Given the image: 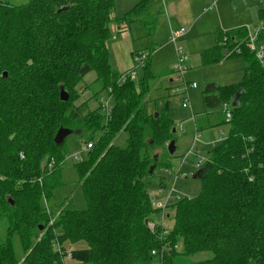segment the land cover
<instances>
[{
    "label": "trees",
    "instance_id": "16d2710c",
    "mask_svg": "<svg viewBox=\"0 0 264 264\" xmlns=\"http://www.w3.org/2000/svg\"><path fill=\"white\" fill-rule=\"evenodd\" d=\"M148 2L138 0L122 19L146 18ZM114 5L115 0H28L16 6L0 0V218L7 225L0 264H64L65 242L86 245L70 252L77 264H264V58L258 61L247 49L245 28L224 34L202 53L204 64L220 62L224 50L227 58H241L243 76L205 97L231 105V119H223L227 135L210 145L196 174L188 176L200 181L199 194L168 205L172 225L157 239L159 233L144 224L158 213L148 189L156 172L167 168L152 151L173 140V121L164 113L167 105L157 118L145 109L154 78L149 57L139 81L118 83L107 48ZM258 20L264 21V8ZM257 41L264 42V31ZM90 72L99 92L111 98L108 120L100 100L83 117L74 107L76 86ZM61 88L66 102L59 99ZM60 129L92 144L75 164L84 210L52 212L47 204L65 159L64 141L54 143ZM119 134L123 146L114 144ZM14 235L23 252L20 262ZM164 243L171 251L158 263L151 251ZM202 253L211 257L188 261Z\"/></svg>",
    "mask_w": 264,
    "mask_h": 264
},
{
    "label": "rangeland",
    "instance_id": "374dc122",
    "mask_svg": "<svg viewBox=\"0 0 264 264\" xmlns=\"http://www.w3.org/2000/svg\"><path fill=\"white\" fill-rule=\"evenodd\" d=\"M2 1L16 6L28 2V0ZM137 1L138 0H115L111 17L113 20L116 19L117 21L112 20L110 24L111 40L107 42V45L111 43L118 44L119 42L123 44L121 57H119L120 61L118 62L120 64L117 67L126 70L131 66L128 71L135 68V82L142 78L143 66L140 67L137 63H134L133 58L131 62L130 52L133 49L136 53L145 54L149 57V67L154 78L150 81L151 91L145 98V109L149 114H155L161 112L167 105V110L164 111V113L173 121L175 131L171 133L172 139L175 142L174 153L172 155L168 153L167 144L152 151V155L158 158L161 166L167 168V170L162 169L161 171H157L150 181L148 193L151 204L154 206L158 201H163L164 199L163 196H158L156 194V191L159 190L160 182L165 184L163 190L173 189V200L177 197L194 198L199 194L201 189L200 181L193 177H185V175L188 176L189 173L193 175L196 174L198 169L193 167L192 164L200 160V157L196 156L194 152L199 149L198 147L200 145L193 146L192 148L193 135L195 130L200 134L199 140L201 146H203V149H200V156L203 157V161L210 147L209 145L212 146V142L219 141L221 133L223 138L227 135L228 125L223 124V119L225 118V112L231 109V105L229 104L219 105L216 104L213 99L205 98L207 95L216 96L219 94L217 90H213L206 94L204 89L208 85L222 87L228 82L238 83L241 80L240 76L242 73L240 69L241 65L244 64L241 58L232 57V59L224 61V65H222L223 62L204 64L201 56L199 58L198 55L194 54L196 50L194 42L196 40L201 41V44L197 45V47H201L202 49L209 47L210 44L208 40L213 33L219 30V18L222 17L224 20L228 21L229 17L232 15V11L235 12L232 18L237 17L238 20L246 22L251 27L250 30L262 25L264 21L260 22L258 20V15L259 10L264 8V0H222L219 8L215 5V1L218 0H213L211 8H209L211 5L207 6L204 8V11L201 10L200 17L189 20L188 22H186L183 16L172 17L170 15L171 10L180 8L179 5L175 7L169 4V0H150V13L159 10L152 18L155 22L142 26L140 22L129 21L127 18L126 20L121 18L118 21V18L122 17V14L126 12L128 8H132ZM180 1L183 2L184 0ZM154 9L155 11H153ZM219 10L221 12H219ZM195 16L196 15L193 14V17ZM146 19L148 18L146 17ZM194 25L198 28H202V38L193 40ZM129 27H131V30L129 33L130 37L128 38L131 39H116L121 29L125 28V30H127ZM181 28L184 29V36L181 38H185L183 41H179L178 44L182 46L183 53L186 57V61L183 64L185 67L183 82L196 85L195 89H187V91H184V83L176 80L173 70L177 64L174 47L171 43V46L166 45L168 37L170 40L171 34H175ZM116 29L119 30L116 31ZM223 32L226 33L227 31ZM109 56L110 64L114 67L113 69L116 70L117 67L114 65L116 53H112L111 48L109 50ZM202 69H204V71H200ZM170 70H173L170 77L173 81L172 83L169 82L170 78L167 76ZM206 74L209 76L203 78V75ZM95 78V73L90 72L82 77L76 86V90L80 94V97L75 101L74 107L80 117H83L87 111L95 110L99 107L97 101L106 97L105 93L99 92L98 84L94 83ZM96 93H98L97 97H93ZM185 93L189 104L188 110L181 107ZM191 116L194 117V121L191 120ZM180 125L182 126V130H179ZM124 138V134H119L114 140V144L123 146L125 141ZM84 146L85 137L72 133L66 136L60 148L65 159L55 174L56 182L54 183L56 186L52 189L51 197L47 202L52 212L57 210L80 211L84 210L86 207L75 167V164L78 163L77 161L85 158L86 153L81 152ZM190 150L192 151L190 152ZM186 155L187 157L184 161L183 158ZM175 177L177 179H175ZM150 220H155V222L158 223L159 215L151 217ZM168 224L169 221H167L165 225L167 226ZM6 229L7 225L5 220L0 218V245L6 240ZM61 246L65 248L64 250H68L69 252L71 249L77 250L75 247H70L68 242L63 243ZM12 247L17 261L20 262L23 259V252L17 235L12 237ZM210 257V253H202L189 257L188 261L197 262Z\"/></svg>",
    "mask_w": 264,
    "mask_h": 264
},
{
    "label": "built area",
    "instance_id": "2783aa9c",
    "mask_svg": "<svg viewBox=\"0 0 264 264\" xmlns=\"http://www.w3.org/2000/svg\"><path fill=\"white\" fill-rule=\"evenodd\" d=\"M260 31H264V23L262 25L256 27L254 29L253 34L248 35V42L246 45L247 49L251 53L254 54L255 58L258 61H262L264 58V44L257 41V34ZM183 35H184V29L181 28L175 34H173L172 37L170 38V41L174 46V53H175V57L177 60V64L175 65L173 70H174V73L176 76V80L179 82H183V74L185 71V67L183 66V64L186 61V57L183 53L182 47L180 44H178V42H179L178 40ZM237 52H239V51L237 50ZM132 58H133L134 63H137L138 66H140V67L144 66V63L146 61V55H144V54L134 55V56H132ZM135 78H136V70H135V68H133L130 71L120 75L118 83L123 84L127 80L134 81ZM184 85H185L184 91H187V89H195L196 88V85L193 83H191V84L184 83ZM100 101H101L100 112L103 116H105L106 120H108L110 113H111V98L110 97L101 98ZM224 105H227V104H224ZM181 107L184 109H188V107H189L188 100L186 97V93H185V96L183 98V102L181 104ZM230 119H231L230 111H226L224 120L226 122H229ZM181 129L182 128L180 126L179 130H181ZM220 136L222 139L223 138L222 133L220 134ZM193 142L194 143L200 142L199 134L197 132L194 135ZM91 145L92 144L90 143V144H87L84 147H82L81 152L86 153L92 147ZM21 158H22V156H21ZM77 162H79V161H77ZM203 162H204V159L202 161V158H200V160L196 164H194L193 167H195L196 169H199V167L201 166V164ZM188 176H193V174L189 173ZM188 176L186 175V177H188ZM175 179H177V178L175 177ZM156 194L158 196L164 197L163 201H158L157 204H155L153 206V208L158 211L157 215H159V221H158V223H156L155 220L148 221L147 228L152 234H158L159 233V235L156 238L160 239L162 236H166L169 233L170 225L169 224L167 226L165 225L166 222L168 221V215H166V211L168 210V205L173 200V190L171 189V190L165 191V190H163V188H159V190L156 191ZM178 199H180V198L177 197L174 200H178ZM172 248L177 250V247H172ZM170 251H171V247L167 243H164L160 246V248L152 250L151 255L159 263L160 261H162L163 255L169 254ZM69 258H70V252L67 253L66 259H69Z\"/></svg>",
    "mask_w": 264,
    "mask_h": 264
},
{
    "label": "crops",
    "instance_id": "0c3cea01",
    "mask_svg": "<svg viewBox=\"0 0 264 264\" xmlns=\"http://www.w3.org/2000/svg\"><path fill=\"white\" fill-rule=\"evenodd\" d=\"M212 1L213 0H184L183 2H181L180 0H169V4H172V5H174L175 7L176 6H178L179 5V7L180 8H176L175 10H171L170 11V15L172 16V17H176V16H178V17H180V16H183L184 18H185V20H186V22H188L189 20H194L195 18H198V17H200L199 15H200V13H201V10H203L204 11V8H206L207 6H210L209 8H211L212 7ZM222 0H218V1H215V5H217L218 6V8L220 7V2H221ZM138 2V1H137ZM136 2V3H137ZM179 3V4H178ZM214 4V3H213ZM135 6V5H134ZM133 6V7H134ZM132 7V8H133ZM132 8H128V10L126 11V12H124L123 14H122V17H120V18H118V21L121 19V18H123L124 16H125V14L127 13V12H129ZM147 18H149L148 19V21H151V22H155L152 18H153V16H155V14H157L158 13V11L159 10H156L155 11V9L153 10V11H155V12H153V13H150V11H149V8H151L150 7V0H149V2H148V5H147ZM160 8V7H159ZM219 12H221L220 10H219ZM196 13V14H195ZM233 13H235L234 11H232V15L229 17V19H228V21H226V20H224L222 17H220L219 18V30L218 31H216L215 33H213V35L211 36V38L208 40V42H209V47H206V48H201V47H197V45H200L201 44V41H198V40H196V39H200V38H202V28L201 27H196L195 25L193 26V29H194V34L192 35V38H193V40H196L194 43H195V46H196V50L194 51V54H196V55H198L199 56V58H200V56L202 55V53L204 52V51H206V50H208V49H210V48H212V47H214V46H216V44H219L220 43V41H221V38L224 36V34H226V33H228V32H230V31H232V30H234V29H236V28H245L246 29V31H247V36L249 35V34H253V32H254V29L253 30H250V26L246 23V22H243V21H240V20H238V18L236 17H234V18H232L233 17ZM193 14L194 15H196L195 17H193ZM128 20L130 21H138V22H140V25L142 24V26H144V23H145V20H146V18H144V19H140V17H134V16H132V17H130V18H128ZM125 23V22H124ZM117 24H119V23H117ZM127 26V25H126ZM117 30H119V29H116V31ZM130 30H131V27H129V28H127V30H125V28H123V29H121L120 30V34H118L117 36H116V39L117 38H121L122 40H126V39H131V38H128V37H130ZM223 31H227L226 33H224ZM171 33V32H170ZM170 35V34H169ZM172 35L173 34H171V37H172ZM184 36V35H183ZM182 36V37H183ZM185 38V37H184ZM184 38L182 39V38H180L178 41H180L181 42V40L183 41L184 40ZM116 39H112V40H116ZM111 40V39H110ZM199 42V43H198ZM258 42H262V41H258ZM170 43H171V41L169 40V37H168V39H167V41H166V45H170ZM264 43V42H263ZM172 44V43H171ZM122 45L123 44H121V42H119L118 44L117 43H111L110 45L108 44L107 45V47H108V51L110 50V48H111V50H112V53L113 52H115L116 53V58L114 57V65H116L115 67H117L120 63H118L119 61H120V59H119V57H121V53H122ZM173 45V44H172ZM171 46V45H170ZM174 47V46H173ZM182 47V46H181ZM131 48H132V46H131ZM114 50V51H113ZM183 50V49H182ZM137 54H140V53H136L135 51H133V49H132V51L130 52V58H131V62H132V55L134 56V55H137ZM145 55V54H144ZM223 55H224V58L220 61L221 63H222V65H224V61H228V60H230V59H232V58H227V52H226V50H224L223 51ZM110 57V56H109ZM241 61V60H240ZM241 63H242V61H241ZM244 63V62H243ZM113 65V66H114ZM131 67V66H130ZM130 67L129 68H127L126 70H124V69H119V67H117L116 68V72L118 73V75L120 76V75H122V74H124L125 72H127L129 69H130ZM112 68H114V67H112ZM120 68H121V66H120ZM244 69V64H242L241 65V69H240V71H241V78H242V76H243V69ZM172 71L173 70H170L169 71V73H168V77L170 78L171 77V75H172ZM200 71H204V69H202V70H200ZM209 75L208 74H206V75H203V78H206V77H208ZM169 82L170 83H172L173 81H172V79L170 78L169 79ZM234 83H236V82H228V83H226L225 85H223V86H228V85H232V84H234ZM188 84V83H187ZM191 84V83H190ZM222 86V87H223ZM189 108V107H188ZM184 109V108H183ZM185 110H188V109H185ZM191 120L192 121H194V117L193 116H191ZM181 126V125H180ZM179 126V127H180ZM181 128H182V126H181ZM182 130V129H181ZM175 131V130H174ZM196 130H195V133H194V135L196 134ZM194 135H193V138H194ZM199 136H200V134H199ZM220 139H221V136H220ZM219 139V140H220ZM215 142H217V141H215ZM215 142H212V144H214ZM196 145H200L198 148V150L197 151H194L195 152V154L197 155V154H200V149L203 147V146H201V142H199V143H192V148H193V146H196ZM210 146V145H209ZM191 148V149H192ZM203 149V148H202ZM192 150H190V152H191ZM189 153V152H188ZM186 157H187V155L183 158L184 159V161H185V159H186ZM198 162V161H197ZM197 162H195V163H193L192 164V166L194 165V164H196ZM189 172H191V171H189ZM186 176V175H185ZM159 188H161V187H159ZM171 190V189H170ZM173 190V189H172ZM152 205V204H151ZM152 208H153V205H152ZM154 209V208H153ZM155 210V209H154ZM158 212V211H157ZM157 215V213H155V215L154 216H156ZM166 215H168V221H169V225H170V228H171V221H170V215H171V213H170V211L169 210H167L166 211ZM148 223V222H147ZM69 246L70 247H75L77 250L78 249H85L86 248V245L84 244V243H82V242H79V243H76V244H70L69 243ZM68 246V247H69ZM64 248V247H63ZM65 249V248H64ZM75 249H71V251H74ZM70 251V252H71ZM65 253H69V251L68 250H65ZM70 264V263H72V264H77V263H75L74 261H70L69 259H66L65 261H64V264Z\"/></svg>",
    "mask_w": 264,
    "mask_h": 264
},
{
    "label": "water",
    "instance_id": "95a60500",
    "mask_svg": "<svg viewBox=\"0 0 264 264\" xmlns=\"http://www.w3.org/2000/svg\"><path fill=\"white\" fill-rule=\"evenodd\" d=\"M6 75L4 74V77ZM217 87L215 85H208L206 86V88L204 89V91H210V90H215ZM68 94L61 88L60 89V93H59V99L62 102H66L68 100ZM233 106L235 105V103L232 104ZM158 117V113L154 114V118ZM172 132H174V129L172 130ZM73 132L71 130L68 129H60L55 138H54V143L56 145H60L66 138L67 135L72 134ZM167 151L170 155H172L175 151V142L173 140H171L168 144H167ZM153 170V167L150 168V172ZM148 220L144 221V224L147 225ZM42 228L40 227L39 230H41Z\"/></svg>",
    "mask_w": 264,
    "mask_h": 264
}]
</instances>
